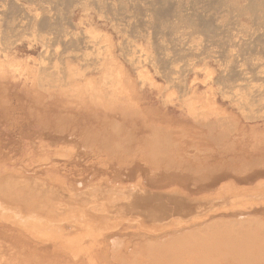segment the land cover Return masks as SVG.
I'll return each instance as SVG.
<instances>
[{"label":"bare ground","instance_id":"1","mask_svg":"<svg viewBox=\"0 0 264 264\" xmlns=\"http://www.w3.org/2000/svg\"><path fill=\"white\" fill-rule=\"evenodd\" d=\"M134 1L87 0V28L79 29L59 7L83 8L85 0H46L51 12L40 10L44 16L35 23L22 0H0V264H99L110 250L103 247L124 239L178 247L184 229L198 233L208 226V218L188 225L203 218L196 210L186 224L180 208L156 217L120 205L144 191L171 199L172 206L190 200L175 175L158 174L163 145L157 137L264 156V0H157L169 16L182 15L186 31L171 33L168 42L157 36L153 51L138 42L152 37L159 21L143 10L137 15L146 29H139L133 15L144 8L137 11ZM163 11L155 13L165 22ZM26 20L43 35L29 43L22 33L10 38ZM57 104L101 113L111 133L87 137L85 152L75 150L84 141L72 134L57 141L41 120ZM149 135L155 146L145 145ZM79 153L87 158L81 161ZM72 171L96 176L97 183L75 187L67 182ZM77 230L96 241L74 247L69 237Z\"/></svg>","mask_w":264,"mask_h":264},{"label":"rangeland","instance_id":"2","mask_svg":"<svg viewBox=\"0 0 264 264\" xmlns=\"http://www.w3.org/2000/svg\"><path fill=\"white\" fill-rule=\"evenodd\" d=\"M22 1L24 6H26L27 13L32 15L30 19H32L34 23L36 20L42 18L41 16L51 12V6H49L46 0H32V2ZM44 1L45 3H43ZM183 1L186 0H180V2ZM143 2L144 6H141ZM85 3L86 5L83 8L74 7L75 9H73L69 7V5H66L67 9L68 7L70 9L67 10L65 8L66 6L62 5L65 9L63 10L62 6H60L59 9L62 10L61 12L65 11L63 12L65 15L73 14L71 17L72 23L77 25L79 29H86L87 0H85ZM158 3L157 0L156 2L152 0H137L135 2L137 11L138 6L144 8L141 10L139 9L140 11H138L136 15L145 10L143 14L146 13L145 15H148L151 21L153 18L159 21L156 23V21L153 20V22L155 21L156 23V25L154 23L153 28L157 27L159 30L162 28L164 29L163 31H166L165 33L162 30L159 31L154 28L156 33L158 31V33H164L162 34L166 36V38H164L165 36L163 37L161 34L159 35L152 31L153 28L151 29V26L153 22L151 23L152 25L148 23L147 26L149 25L150 27L148 26L149 28L147 27V29L155 33L156 36L150 32L152 37H149V39H139L138 43L145 50L153 51L156 45H158L157 40L159 41L163 38L161 41L165 39L168 42V38H170L169 36L172 34L175 33L177 35L180 30H182L181 32L183 33L186 31L184 30L186 29L185 24L181 23L182 15L178 13V15L174 16L175 14L172 15L169 11V16L167 12L168 9L165 8L163 11V7L160 5L161 3ZM152 4H155L153 8L155 7V9H157L159 7V12H164L165 22L171 17L169 19L170 22L168 21L166 26L164 24L165 22H162V20L164 21L163 16H161L162 19H160L161 17L159 18L157 16L159 12L157 14L155 13L158 10L154 11V9H151ZM52 9L54 12L56 11L53 7ZM150 9L154 12L152 11L153 14L149 13V15L147 13ZM40 10L44 15H41L42 13ZM60 10L59 16H61L62 19L65 15L61 14ZM134 12H136L135 8L132 9V14H134ZM36 13L38 15H36ZM140 15L142 14L137 16L133 15L134 20L135 18L138 20V25L136 24V26L139 29H146L145 24V28L144 26H140ZM153 15H155V17H153ZM167 16L168 19H166ZM65 19L66 17H64L62 21ZM172 19L174 20L172 21ZM32 21L27 22L26 20L27 23H24L25 26L19 28L20 31L17 30L18 32H14L15 34L13 32V34L10 33V38L19 37L18 39H21V36H23L24 38L22 37L21 40L25 43L35 41L37 37L40 38L42 33L38 36V27L33 25ZM65 21H68V19ZM169 23H171L172 26ZM162 24H164L163 26H165L167 30L163 27L160 28ZM167 26H169V28L173 27L171 30L173 29L174 32H171ZM167 32L169 35H167ZM19 33H22L21 36H19ZM31 33L33 35L36 33V37H33ZM17 34L19 35L17 36ZM157 36H159L160 39ZM153 37H155L156 40L155 38L153 39ZM187 37L192 41L198 39L193 36ZM151 41L156 42V44L154 43V45ZM176 116L180 118L181 114L178 112ZM41 120L46 122V129L51 128L49 134L55 135L57 141L61 136L69 134H72L77 142L83 140L84 144L81 145L83 148L80 146L74 147L78 152H85L87 150L85 149L87 137L99 133H101V135H103V133L107 135L111 132L104 130L112 129L110 119L106 121L101 113H88L87 107L84 106H73L69 108L64 104H57L54 111L50 112L48 115H43ZM118 124L121 128L126 126V124H124L123 127L120 123ZM0 127L2 126L0 125ZM150 132H152L153 135H158L160 131ZM44 133L48 134L46 130ZM153 135L148 136L145 145L150 143L155 146L157 141L155 140L156 137ZM157 138L160 139L163 145L158 148L161 153L158 157V163L161 165L158 174L163 176H169L170 174L175 175L174 180H178L182 183V186H179L183 189L184 193L191 196L190 200H184L172 206L171 199L155 198L154 195H147L144 191L138 195L121 199L120 205L138 215H151L156 217H162L168 212L172 214L171 212L173 210L180 208L182 211L179 216L184 222L188 221V213L196 210L195 216L197 215V217L203 218L196 219L189 223L186 222V224L188 223L190 226L202 224L203 220L208 218V226L204 227L203 230L198 233L190 232L189 227L184 229L181 237H184L185 240L184 242L180 241L178 247H159L156 244L152 247H143V243L139 241L133 242L132 239H121L126 243H122L118 247H103V249L109 248L110 250L105 251L106 255L99 260V264H108L104 261H108L110 264H264V156H260L256 150L250 148L245 149L244 152L241 151L242 154L236 155V153L218 152L202 143L198 145L186 143V139L178 137ZM211 143H214V141ZM58 151L59 149L57 148L53 151V154L57 155ZM85 158H87V153L80 154L81 161H84ZM72 172L73 174L70 175V179L69 177L67 178V182L75 187L84 189L97 183L98 178L96 176H89L87 173H83V171ZM138 173L139 172L134 171L133 175L137 176ZM191 175L192 177H190ZM175 188H177V186H171L169 189L173 190ZM163 212L164 214H161ZM174 215L175 213L172 214V216ZM77 231L78 232L73 233L69 237L72 243L76 241L77 244H74V247H86L96 241V236L86 235L84 230ZM86 238L87 241L84 240ZM165 239L172 242L170 240L171 237ZM147 248L153 250V253L147 252ZM162 250L165 252H162ZM158 254L159 257L156 256Z\"/></svg>","mask_w":264,"mask_h":264}]
</instances>
